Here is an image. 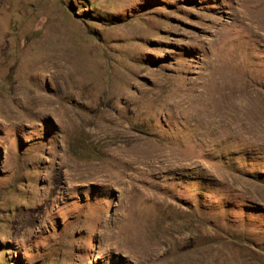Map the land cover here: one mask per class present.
Segmentation results:
<instances>
[{"label":"rangeland","instance_id":"rangeland-1","mask_svg":"<svg viewBox=\"0 0 264 264\" xmlns=\"http://www.w3.org/2000/svg\"><path fill=\"white\" fill-rule=\"evenodd\" d=\"M0 264H264V0H0Z\"/></svg>","mask_w":264,"mask_h":264}]
</instances>
